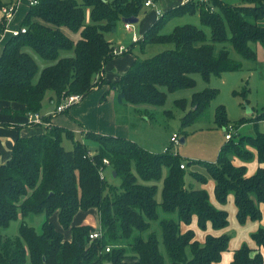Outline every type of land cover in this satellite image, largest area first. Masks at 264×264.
Masks as SVG:
<instances>
[{"label":"trees","instance_id":"obj_1","mask_svg":"<svg viewBox=\"0 0 264 264\" xmlns=\"http://www.w3.org/2000/svg\"><path fill=\"white\" fill-rule=\"evenodd\" d=\"M14 1L0 0V6ZM144 1L36 0L29 4L18 26L25 31L10 35L0 55V99L21 102L25 105L24 112L29 113L39 111L47 90L61 100L70 93L83 97L94 86L104 83L100 74L104 64L118 55L113 53L114 45L104 32L115 31L117 21L124 17L143 13ZM240 1L226 4L222 0H191L161 12L134 42L173 46L150 57L136 56L129 68L109 83L117 102L136 106L161 104L166 91L194 85L193 73L208 80L211 74L239 69V61L226 48L215 53L216 41L229 39L241 57L254 59L255 52L248 43H264V24L260 22L264 19V0ZM84 5L90 7L91 23L84 22ZM186 12H197L200 22L210 28V35L190 23L176 25L168 33L161 32L167 17ZM63 28L78 31L80 37L73 41ZM26 47L50 62L38 72V65ZM217 92L205 87L193 92L189 100L176 99L175 104L182 109H186L187 102L192 104L185 110L182 124L192 122ZM263 118L261 111L256 120ZM215 122L226 123L221 105L216 109ZM63 132L70 135L64 128L49 124L43 133L19 136L12 144L10 157L0 162V226H6L19 212L45 214L39 232L22 222L16 237L0 235V264H128V258L133 259L132 264H165L155 234L151 231L146 236L141 234L157 218L158 205L165 212L176 211V218L159 221L170 264L219 261L220 253L227 248L226 233L207 234L200 243L193 230L182 232L180 225L190 223L195 215L199 228L211 224L214 229H221L228 223L227 212L210 203L204 188L185 186V165L180 167L182 162L176 154L168 148L152 153L131 139L90 131L84 136L95 143L92 153L86 143L77 140L71 149H66L61 143ZM231 140L232 137L226 139L220 147L215 162H188L204 164L205 173L191 174L201 183L208 178L214 181V195L219 203H225L227 195L233 194L236 218L242 224L261 217L264 167L247 176L245 166L233 164L231 158L250 159L253 152L246 148L248 145L254 148L258 161L264 162V132L240 135L236 142ZM131 163L136 174L145 180L158 178L161 167L167 166L160 202L155 199V185L138 182ZM107 165L115 172L118 184L108 183L100 176ZM91 207L97 211L101 231L93 239L89 237L95 229L92 225H72L78 210ZM53 214L62 229L70 230L69 239L50 220ZM251 238L258 249L240 245L233 251L231 264H264L259 250L264 248V226L252 232ZM186 247L190 248V257L186 256Z\"/></svg>","mask_w":264,"mask_h":264},{"label":"rangeland","instance_id":"obj_2","mask_svg":"<svg viewBox=\"0 0 264 264\" xmlns=\"http://www.w3.org/2000/svg\"><path fill=\"white\" fill-rule=\"evenodd\" d=\"M17 1L18 0L14 2L16 3ZM26 1L27 0H24V4ZM76 1L81 3L82 0ZM222 1L226 4H238L241 2L240 0ZM24 4L15 9L14 14H16V19H19L24 14ZM83 9L84 22L91 23L89 16L90 7L84 5ZM260 22L264 24V19ZM126 23L131 25V27H135L138 22L128 23L123 22L122 19H120L116 23L115 31L104 32V36L112 42L114 47L121 44L128 48V46L131 45L132 53L144 58L150 57L161 50L173 46L172 43L159 42H145L140 45V43L134 42L135 40L133 41L131 39L130 32L125 30L127 29L124 26ZM184 23L193 24L196 27L201 28L207 36L210 35V28L200 22L197 12H186L167 17L163 23L161 32H171L176 25ZM133 32L134 31L132 30L131 33ZM226 34L227 37H229L230 31L228 28H226ZM248 44L255 52L254 59L241 57L233 49L229 39L213 42L215 53L221 48H226L231 57L239 61V69L223 71L217 75L211 74L208 80L203 79L198 73H193L192 76L195 80L194 85L175 89L173 91H166L165 99L161 104H145L141 106L130 104L135 115L132 114V112H128L126 118L129 121L131 137L136 141L132 140L137 144L140 143L146 148H150L152 153L162 152L163 149L168 148L170 153L176 154L180 161L185 165V168L183 169V179L186 187L199 188L201 182L195 179L191 173H205L206 171L204 164L188 161L215 162L219 149L226 140L224 139L225 130L231 132L233 138L231 141L235 142L241 134L252 135L258 129V131L261 130V122L259 123V120H256V116L257 114H260L261 111H264V43L250 41ZM25 49L34 57L38 65V72L43 66L50 62L40 57L30 47H26ZM64 53L70 54L71 51H65ZM38 72L33 77V81L37 79ZM205 87L217 89L218 92L216 96L210 99L205 108L195 116L192 122L183 125L182 117L185 110H188L192 104L189 101L185 105L186 109H182L175 104V100L180 98L189 100L193 92L201 91ZM160 88L165 90L164 87ZM220 105L223 106L225 110L226 123L223 125H219L215 122V112ZM173 133L178 135L179 141L177 143L171 142L170 140ZM181 138L184 139V142L180 141ZM65 139V133H63L62 140ZM90 142L93 146L92 149H94L95 143L91 140ZM67 143L68 142L64 141L65 148L68 147ZM252 159L242 161L249 162ZM131 170L136 174L134 163H131ZM167 170V166L163 165L158 178H150L146 180L140 178L136 174L138 182L155 185V199L157 202H160L162 198V182L167 174ZM102 173L108 183L118 184L119 179L112 175L110 166L107 165L106 168L102 170ZM225 203V208L229 210L230 202ZM157 211V218L151 220L149 229L141 234L142 236H146L150 231L155 234L158 239V249L164 257V262L165 264H170L165 246L162 242L159 221L161 218L165 217L176 218V211L165 212L161 210L160 205H158ZM44 219L45 214L43 212L27 215H21L19 212L6 226H0V235L4 237H16L19 234V226L22 222L29 224L35 229V231L39 232ZM86 219L88 220L89 225L93 224V226L97 228V213L94 207L87 210H78L72 218V225L86 224ZM50 220L55 227L62 232L65 239L70 237V230H64L61 228L56 214H53L50 217ZM249 220L250 219L247 221ZM253 221L258 222L259 219ZM227 222L226 227L216 229L217 231L223 229V232L229 236L227 248L224 250L225 252H231L234 247L241 244L250 245L253 243L251 240V234L254 231H249L250 228L247 226L248 224H246V221L242 224L239 223L235 218V214L232 211H227ZM241 227H244V229H241ZM185 253L187 257L191 256L189 247L185 248ZM127 261L128 264L133 263L132 258H128Z\"/></svg>","mask_w":264,"mask_h":264},{"label":"crops","instance_id":"obj_3","mask_svg":"<svg viewBox=\"0 0 264 264\" xmlns=\"http://www.w3.org/2000/svg\"><path fill=\"white\" fill-rule=\"evenodd\" d=\"M29 1L30 0L26 1L27 4L26 3L24 4V0H18L16 2V8L24 4L25 7L23 12L24 14L21 16L22 18L20 17L19 19L18 18L16 19V14H13V16L9 20H7L5 24V29L0 35V55L3 51L7 39L10 37L9 30L18 28L29 7ZM186 1L187 0L153 1L152 5L147 6L145 11L137 16L138 23L135 27L132 26L130 30L125 29L124 27L123 28L127 30V32H130L131 37H132L131 31L133 30L134 33H136L137 35L136 37L139 38V36L140 37L142 36L145 29L158 17L157 10L163 12L169 8L178 6ZM0 23H1V13H0ZM2 29H3V25H2ZM63 31L73 41H77L78 38L80 37L78 31L73 32L68 28H63ZM131 39L134 41L133 38ZM131 49L132 47L130 46V49L125 53L118 54L112 57L111 59H109L104 64L103 72L101 73V77L104 79V83H102L101 85L94 86L86 95H84L81 98L80 101L67 107L63 111L57 112L55 110V107L60 102V100H57L52 90L49 91L47 90L41 101V107H40L41 109H39L41 115L43 117H47V119H45L42 123L28 122L27 119L28 113L24 112L25 105L23 103L13 100L0 99V162H4L7 158L10 157L12 144L17 137L43 133L49 124L60 126L70 132V135L65 133V138H66L65 140H62V134L64 132L61 134L62 145L64 146V141L68 142L67 143L68 147L66 149H71L73 147V141L77 140L86 143L88 148L91 149L90 152L92 153L93 152L92 143L90 142L89 139H87L84 136V133L86 131L135 140L134 138L131 137L129 121L126 118L128 112H132V114H134V110H132L130 104H123L117 102L115 98L114 89L110 88L109 86V83L117 80L129 68V66L135 59L136 54L132 53ZM3 108L9 109V111H5L3 110ZM258 122L259 123L261 122L260 131L264 132V118L259 119ZM255 133L256 132H254V134L252 135H255ZM241 135H246V134H241ZM140 145L147 151L151 152L150 148L148 147L146 148L142 144ZM246 148H249L250 151L253 152V156L250 158V159L253 158L251 161L243 162L242 161L243 159L237 156H233L231 160L232 163L235 165L245 166L246 175L249 176L252 175L257 170L258 167L260 166L264 167V162L258 161L254 148L249 147L248 145L246 146ZM199 188H205L209 196V201L212 205H214L216 208L223 209L226 212L232 211L235 214V218H236V206L234 203V197L232 193L227 195L226 202H230V208L229 210H227L225 208L226 203L221 204L215 198L214 181L212 179H207L204 183H201ZM259 208L261 210V217L259 221L258 222H255L253 220L246 221V224H248L247 226L250 228L249 231H255L260 225L264 226V203H259ZM85 223L88 224L87 219L85 220ZM91 225L93 226V224ZM98 227H99V220L97 214V228ZM180 227H181V231L183 232L184 229L182 228V225H180ZM199 229H200L199 233H196L194 231L193 232H194V238L200 243L204 241L205 236L207 234L220 235L224 233L223 229L217 231L211 226V224H207L205 229H201V228ZM241 229H244V227H241ZM251 240L253 243L248 246L253 249H258L253 239ZM239 246H236L232 249L231 251L232 256H233V251ZM262 249L264 248L262 247L259 248L264 262V250ZM231 260L229 261V264H231ZM219 261L214 262L213 264H218Z\"/></svg>","mask_w":264,"mask_h":264},{"label":"built area","instance_id":"obj_4","mask_svg":"<svg viewBox=\"0 0 264 264\" xmlns=\"http://www.w3.org/2000/svg\"><path fill=\"white\" fill-rule=\"evenodd\" d=\"M197 1L206 2L207 0H197ZM35 2H36V0H30L29 4H32ZM152 4H153L152 0H145L144 1V5L146 7L149 5H152ZM15 9H16V3H9V4H4V5L0 6V13H1V23L0 24H3V29L0 30V35L2 34V32L5 29V24H6L7 20H9L13 16ZM160 14H161V12L159 10H157V15H160ZM124 26L127 29L131 28V25H129L127 23ZM9 31H10V35H15L19 32H24L25 28L24 27H21L20 29L15 28V29H10ZM136 36H137L136 33L133 32L132 38L134 40H137L138 37H136ZM126 50H127L126 47L119 45V46L113 48V53L114 54H120L121 52L126 51ZM81 98H82V95L80 93H70V94L64 95L61 98L60 102L56 105L55 110L57 112L63 111L67 107H69V106L73 105L74 103H77L78 101H80ZM27 119H28L29 123H42L44 121L43 116L38 111L29 112L27 114ZM225 131L226 132L224 133V138L230 139L232 137L231 132L229 130H225ZM170 140H171V142L177 143L179 141L178 135L176 133H173L170 137ZM163 150H167V148L163 149ZM103 162L107 163V160L103 159ZM180 167L181 168L184 167V164L181 163ZM100 176L104 177L102 170L100 171ZM100 234H101V231H100V228L98 227L89 233V237L91 239H93V238L100 236ZM105 249L108 250L109 248L106 247Z\"/></svg>","mask_w":264,"mask_h":264},{"label":"clouds","instance_id":"obj_5","mask_svg":"<svg viewBox=\"0 0 264 264\" xmlns=\"http://www.w3.org/2000/svg\"><path fill=\"white\" fill-rule=\"evenodd\" d=\"M181 225H182V228L184 229V231L191 229L196 233L200 232V229L198 227V223H197V219H196L195 215H193L190 223L183 224V222H181ZM262 250H264V249H262ZM220 256H221V259L218 262V264H229V261L232 259V253L230 251L229 252L222 251L220 253Z\"/></svg>","mask_w":264,"mask_h":264},{"label":"water","instance_id":"obj_6","mask_svg":"<svg viewBox=\"0 0 264 264\" xmlns=\"http://www.w3.org/2000/svg\"><path fill=\"white\" fill-rule=\"evenodd\" d=\"M137 20H138L137 16H129V17L122 18L123 22H128V23H135V22H137ZM180 141L184 142V139L181 138ZM112 175L115 176V172H112ZM105 264H107V263H105Z\"/></svg>","mask_w":264,"mask_h":264}]
</instances>
